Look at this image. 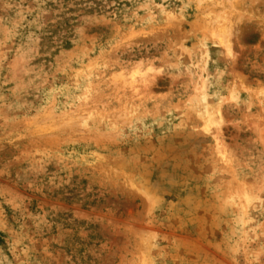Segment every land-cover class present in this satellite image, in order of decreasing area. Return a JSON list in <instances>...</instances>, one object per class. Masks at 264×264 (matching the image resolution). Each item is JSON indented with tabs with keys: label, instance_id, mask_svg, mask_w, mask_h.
<instances>
[{
	"label": "rangeland",
	"instance_id": "obj_1",
	"mask_svg": "<svg viewBox=\"0 0 264 264\" xmlns=\"http://www.w3.org/2000/svg\"><path fill=\"white\" fill-rule=\"evenodd\" d=\"M0 264H264V0H0Z\"/></svg>",
	"mask_w": 264,
	"mask_h": 264
},
{
	"label": "bare ground",
	"instance_id": "obj_2",
	"mask_svg": "<svg viewBox=\"0 0 264 264\" xmlns=\"http://www.w3.org/2000/svg\"><path fill=\"white\" fill-rule=\"evenodd\" d=\"M219 43L220 44H222L223 42H222V38L220 37L219 38ZM222 45H224V47H226L227 48V44H222ZM138 72H134V74H132V83H134L136 80L134 79V75L135 74H137ZM141 75H143V74H141ZM141 75H140V77H141ZM143 77V76H142ZM131 83V84H132ZM209 96V95H208ZM202 98H203V101H206V94L203 92V94H202ZM206 104H209V103H207V101H206ZM211 106V105H210ZM206 112L208 111V108H207V105H206ZM204 110V111H205ZM217 110V109H216ZM209 116H211V115H209ZM207 116L205 115V118H206ZM208 118V117H207ZM209 120H207L206 121V119H205V121L204 122H206V123H204V125L202 126V128H203V130L205 131V132H209L210 131V124L211 123H209V121L211 122V119H210V117L208 118ZM213 121V120H212ZM212 125V124H211ZM219 154H220V158H221V160H223L224 159V154H222L221 152H219Z\"/></svg>",
	"mask_w": 264,
	"mask_h": 264
}]
</instances>
